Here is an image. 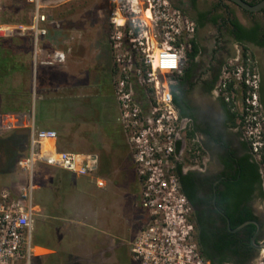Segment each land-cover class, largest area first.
Wrapping results in <instances>:
<instances>
[{
  "label": "built area",
  "instance_id": "obj_1",
  "mask_svg": "<svg viewBox=\"0 0 264 264\" xmlns=\"http://www.w3.org/2000/svg\"><path fill=\"white\" fill-rule=\"evenodd\" d=\"M25 2L33 6L30 23H0V37L30 34L35 67L37 55L42 52L38 45L39 36L47 34L46 25L59 27V23L44 11L42 0ZM146 2L144 13L151 20L149 28L144 17H123L128 26L125 27L124 23L117 24L118 12L113 15L116 27L123 26L125 30L123 38L113 35L115 64L118 67L115 90L120 109L118 120L125 127L129 124L131 128L139 125L141 108L134 99L130 81L137 79L141 84L149 82V94L154 102L151 104L152 116L143 129L130 130L133 159L148 190L156 193L169 188L171 199L175 202L173 210L184 227L191 206L180 189L176 174L178 162L175 157L185 146V136L173 101L172 85L181 74L187 52L192 46L195 23L170 0ZM140 5L142 9L143 4ZM124 44L130 48L123 52ZM63 61L64 52L55 49L43 62L52 64ZM129 65H133V71ZM218 91L236 115L242 139L259 165L264 188V107L259 96V74L248 52L231 58L225 64ZM14 128L27 130V152L16 161V169L22 176L15 189H0V264H33L35 258L44 254L43 248L37 246L33 238L34 226L41 211L34 200V190L37 188L35 167L44 164L75 176L88 177L98 188L105 186V179L98 174L97 153L60 149L57 131L37 127L30 113H5L0 129ZM178 143L179 150L176 148ZM195 155L199 157L198 153ZM145 196L147 200L143 205L152 207L154 203L150 193L146 192ZM165 217L169 221H164V227L151 225L139 231L131 243L133 259L139 264H209L199 254L196 242L190 241L193 225L182 229V235L176 238L165 231L172 222L168 215ZM255 264H264V248L259 249Z\"/></svg>",
  "mask_w": 264,
  "mask_h": 264
},
{
  "label": "flooded vegetation",
  "instance_id": "obj_2",
  "mask_svg": "<svg viewBox=\"0 0 264 264\" xmlns=\"http://www.w3.org/2000/svg\"><path fill=\"white\" fill-rule=\"evenodd\" d=\"M170 1L194 21L193 41L198 47L192 59L187 57L172 89L185 139L193 148L191 152L198 153L203 159L205 168L204 171L191 170L194 192L193 201L189 203L197 250L209 264H255L259 252L252 242L256 224L247 222L236 228L243 222L255 220L260 224L256 242L263 240V180L261 173L258 181L251 175L252 169L247 162L255 160L235 124V113L218 91V84L225 64L248 52L259 74V96L264 107V8L248 11L230 0ZM114 2L74 0L73 13L68 12L70 7L64 8L59 20L63 62L74 63L69 85L74 89H85L91 95L102 89L114 95L110 80L115 64L113 28H117L113 17L116 12ZM233 20L241 28H235ZM124 47L130 48L125 44ZM191 50L192 46L188 52ZM132 53L134 55L135 51ZM95 153L98 155V174L105 179V185L107 182L110 186L119 185L112 176L110 156L102 149ZM240 164L244 166L242 177L237 173ZM236 173L237 177H234ZM217 188L219 202L216 200ZM224 207L235 218L247 212L251 216L231 228ZM250 225L256 228L247 244ZM227 231L238 232L246 244L241 245L240 240L231 244L226 242Z\"/></svg>",
  "mask_w": 264,
  "mask_h": 264
},
{
  "label": "rangeland",
  "instance_id": "obj_3",
  "mask_svg": "<svg viewBox=\"0 0 264 264\" xmlns=\"http://www.w3.org/2000/svg\"><path fill=\"white\" fill-rule=\"evenodd\" d=\"M45 8L49 11V17L55 22L59 23V20L62 15L64 8H69L68 11L70 14L73 13L71 6L74 0H44ZM255 1V0H251ZM143 8L141 9V5ZM232 5V4H231ZM235 7L234 5H232ZM147 7L146 0H115L113 3V10L118 12V19H122L125 16L135 17L141 16L144 17L149 28L151 20L148 16H145L144 9ZM236 8V7H235ZM134 10L135 12H132ZM33 13V6L27 4L25 0H0V23H24L29 24L31 21ZM137 20V19H136ZM139 21V20H138ZM120 23V21H118ZM125 27L127 26L126 21L122 19ZM124 27L117 26L113 28L114 35H121L124 37ZM60 46V44H59ZM126 48H122L124 52ZM185 63V62H184ZM184 65V64H183ZM127 67V65H124ZM130 69L133 71V65H129ZM114 71L111 75V84L113 87V93L115 101H118L116 98L115 90L117 84V71L118 67L116 64H113ZM34 66L31 73V87L32 91L35 90V77L33 76ZM15 77L21 78L20 75L14 74ZM67 83H71V79H66ZM132 84L133 95L136 103L141 108L140 120L138 121L139 125L135 128H131V124L128 127H125L118 120V139H115V135L111 138L110 135L106 136L107 142L112 144L105 145L104 147L109 159H111V169L112 176H114L117 181L120 183L116 187L110 186L109 182L103 188H97L94 181L88 177L77 176L71 174L62 169L52 168L50 166L39 164L35 167L34 179L37 188L34 190V200L38 205L41 203L42 193H45L44 187L47 185L48 180L46 177L48 174H55L56 172L62 175H65L69 180L64 179V176H59L61 184H69L75 180V184L78 190L77 197L79 208H77V214L75 215L78 218H81L86 222L84 226L88 230L97 231L105 230L110 232L113 235L114 239V248L115 245H120L119 238L123 239L124 248H127L129 251L128 264H139L136 260L133 259L131 254V243L139 233V231L146 229L148 226L155 225L158 227L165 226V216H169V219L172 221L169 223V227H166L165 231H169L173 237H180L182 235V229L185 230L188 228V225H193L192 238L190 241H195L194 233V223L190 214L187 216V221L185 226H182V223L179 222V219L176 216V211L173 210L174 200L171 199V193L169 188L162 189L160 192H154L148 190L145 185L144 178L139 176L137 171V165L133 159V150L132 145L129 140L130 130L143 129L147 125V120L151 118V104L153 100L149 94L150 84L145 81L142 84L138 82L137 79L130 81ZM106 88V87H105ZM32 102V99H31ZM60 109L57 112H48L44 109L45 106L51 105L50 102L43 100H36V110H33V117L35 118L37 124L40 120H45L46 117H55L61 123L62 130L65 132V127L70 125L73 119V113L66 101H62ZM35 104V101H34ZM118 111L120 115V109L118 105ZM237 122V119H236ZM237 125V123H236ZM108 130V129H107ZM9 131H0V136L5 139ZM17 136L13 140H5L4 143L0 144V163L5 160L6 153L10 147H16L17 145L21 147V153L14 158L12 161L13 168L9 172L0 173V189L2 187H11L15 189V185L18 183L19 178L22 176L16 169V161L19 157L23 156L27 152V130H21L17 132ZM105 140V139H103ZM193 148L191 147L188 139H185V146L181 152H177L176 161L182 165V169H189L193 166L203 167V159L197 157L191 152ZM174 161V157L172 159ZM171 165V164H169ZM116 168V171L114 169ZM121 168V171L118 169ZM57 177V176H56ZM54 177V183H57V178ZM73 177V179H72ZM168 176L165 174V179ZM149 192L150 197L153 200V206L145 207L143 202L146 201L145 193ZM40 207V205H39ZM40 216L36 220V224L33 230V238H38L40 240L46 239L48 235V229L45 224L39 223ZM167 221H169L167 219ZM80 229V228H78ZM161 229V228H160ZM79 233V231H76ZM175 232V233H174ZM173 233V234H172ZM35 242V241H34ZM259 255V252H258ZM257 255V256H258ZM33 264H49L48 259L37 257L33 260Z\"/></svg>",
  "mask_w": 264,
  "mask_h": 264
},
{
  "label": "crops",
  "instance_id": "obj_4",
  "mask_svg": "<svg viewBox=\"0 0 264 264\" xmlns=\"http://www.w3.org/2000/svg\"><path fill=\"white\" fill-rule=\"evenodd\" d=\"M42 1L45 5V1ZM44 11L49 14L46 9ZM46 28L47 34L39 36L38 41L42 52L37 55L38 61L33 72L35 90L32 91L28 106L26 105L23 111L16 112L30 113L33 116L36 100L50 102L51 105L45 106L44 109L48 112H57L62 101H66L73 113V119L70 125L65 127V132L54 116H48L38 124L34 116L35 125L39 128L56 130L57 145L60 149L80 152L105 150V145L112 144L107 142L105 138L107 135L111 138L115 135V139L119 137L117 132L119 111L114 95L105 89L97 90L95 95H91L85 89L78 90L70 86L66 79H70L74 73V63H44L43 61L53 50H61L60 28L50 24L46 25ZM234 116L236 124V115ZM204 169V166H193L183 171H204ZM61 175L59 171L48 174L47 185L41 187V189L44 187L46 192L42 193L39 204L41 210L39 223L45 224L48 235L42 240L34 238V243L44 250V254L40 257L48 259L49 264H128L129 251L124 248L122 238H119L120 245H115L114 248V239L110 232L100 229L95 232L83 227V225L92 226L86 225L84 220L75 216L79 208L75 180L70 186L61 184V180L58 179ZM62 176L69 180L65 175ZM54 177L58 179L57 183H54Z\"/></svg>",
  "mask_w": 264,
  "mask_h": 264
},
{
  "label": "trees",
  "instance_id": "obj_5",
  "mask_svg": "<svg viewBox=\"0 0 264 264\" xmlns=\"http://www.w3.org/2000/svg\"><path fill=\"white\" fill-rule=\"evenodd\" d=\"M254 2V1H253ZM27 3V2H26ZM29 4V3H27ZM235 28H241V25L236 21H232ZM240 39V38H239ZM241 40V39H240ZM264 43V42H263ZM198 52V47L195 41H192V50L187 53V57L192 59L196 53ZM33 42L30 34H26L24 36L12 35L8 37H0V123L2 117L7 112H16L23 111L26 108L28 101L32 95V87H31V73L33 70ZM14 74L20 75L21 78H17ZM172 89H174V85H172ZM175 95V94H174ZM28 106V105H27ZM21 130H26L25 128H14L8 129L9 131L5 139L0 136V144L4 143L5 140H13L15 136H17V132ZM0 131H4L0 129ZM179 143L177 144V150H179ZM10 153H6L5 160L0 163V173L9 172L13 168L12 161L15 157H17L21 153V147H10L8 150ZM249 167L252 169L251 175L255 180L260 179L259 165L256 162H247ZM243 164H240V168L237 173H240V176H243ZM237 173L234 174V177H237ZM176 174L180 183V189L187 197L188 201H193V172L187 171L184 172L182 169V165L176 164ZM240 177V178H241ZM239 178V179H240ZM214 194V193H213ZM216 200L219 202L220 192L217 188L216 190ZM225 213L230 218V226L231 228L235 227L238 223L244 221L246 218L250 217L251 214L247 212L246 215H240V217H233L232 213L227 209V207L223 208ZM249 225H247L248 227ZM249 236L255 231V226L250 225ZM241 245L245 242L243 239L239 238L238 232L229 233L226 232V242L231 244L234 241H239ZM246 244V243H245Z\"/></svg>",
  "mask_w": 264,
  "mask_h": 264
},
{
  "label": "water",
  "instance_id": "obj_6",
  "mask_svg": "<svg viewBox=\"0 0 264 264\" xmlns=\"http://www.w3.org/2000/svg\"><path fill=\"white\" fill-rule=\"evenodd\" d=\"M230 1H232L233 3L237 4L241 8L248 10V11H258V10H261L262 8H264V0H259V1L254 2V3L248 2L246 0H230ZM247 222H253L257 226L256 233L252 236V242H253L254 247L257 250L264 248V240L261 242H256V234L260 229V224L257 221L248 220L246 222L241 223L236 229L242 227ZM228 226H229V224H228Z\"/></svg>",
  "mask_w": 264,
  "mask_h": 264
},
{
  "label": "bare ground",
  "instance_id": "obj_7",
  "mask_svg": "<svg viewBox=\"0 0 264 264\" xmlns=\"http://www.w3.org/2000/svg\"><path fill=\"white\" fill-rule=\"evenodd\" d=\"M116 21H117V24L119 25L122 23V19H117ZM118 21H120V23Z\"/></svg>",
  "mask_w": 264,
  "mask_h": 264
}]
</instances>
